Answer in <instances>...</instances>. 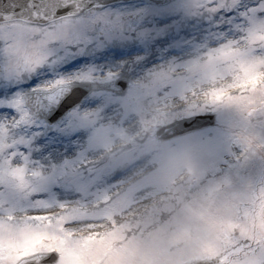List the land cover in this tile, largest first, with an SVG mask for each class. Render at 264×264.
Masks as SVG:
<instances>
[{"label": "rangeland", "instance_id": "1", "mask_svg": "<svg viewBox=\"0 0 264 264\" xmlns=\"http://www.w3.org/2000/svg\"><path fill=\"white\" fill-rule=\"evenodd\" d=\"M255 2L114 4L98 14L71 17L69 40L56 34L61 20L46 26L0 23V74L18 62L27 81L47 63L49 71L66 65L75 73V78L57 76L64 83L80 82L78 71L91 68L90 81L97 87L114 78L128 84L122 93L96 88L84 97L78 105L86 118L83 135L72 144L63 137L41 139L28 161L22 143L17 152L23 155H16L15 163L9 149L29 130L20 131L14 118L0 117L4 264H15L26 250L39 252L41 246L60 252L64 264H189L215 257L217 264H244L245 255L259 254L258 243L264 240V95L259 90L264 89V33H256L253 41L249 29L264 17L253 13L245 20L233 13L228 18L215 10ZM181 3L187 11L176 8ZM52 44L59 48L50 50ZM92 44V52L103 55L86 63L84 53ZM60 50L70 54L49 59ZM241 63L255 68V93L231 86ZM38 79L50 82L42 72ZM221 88L245 97L249 106L210 103L211 92ZM212 113L215 120L207 127L169 139L156 136L175 119ZM90 135L96 137L92 143ZM117 143L124 145L115 149ZM14 171L16 186L9 184ZM132 209L140 213H133L134 224L101 230L99 221L116 225L114 218ZM75 222L81 226H71Z\"/></svg>", "mask_w": 264, "mask_h": 264}, {"label": "snow or ice", "instance_id": "2", "mask_svg": "<svg viewBox=\"0 0 264 264\" xmlns=\"http://www.w3.org/2000/svg\"><path fill=\"white\" fill-rule=\"evenodd\" d=\"M216 0H213V7ZM34 9L39 11V6L32 5ZM73 7L68 0H52L51 3L45 4V16L51 14L58 17L63 23L57 25V35L64 40L71 39L68 33V27L72 24L71 17L73 13L70 9ZM188 5L178 4L177 9L187 11ZM217 12H225L228 18H232L233 13H237L240 19L248 20L251 14L259 17H264V0H257L247 7L236 5L231 9L216 8ZM166 11V10H161ZM264 33V22L259 24L252 22V27L249 29V39L255 41L257 39L256 33ZM146 36V34H145ZM79 37H77L78 39ZM144 38V36H142ZM46 40L41 41V44H46ZM8 54H12L11 49H6ZM66 51V55H68ZM61 60L64 58H60ZM211 63V61H210ZM24 67H28L27 62ZM111 75V74H110ZM255 68L251 64L241 63L239 66V75L236 77V82L231 86L234 88H244L246 91L252 89L255 93L257 88H253ZM23 73L20 71V65L10 64L3 69L0 74V117L14 118L19 125V130L28 129V132L18 139V142L11 146L9 153L12 154L13 163H15L16 155H23L18 153L17 149L22 143L29 152V155L23 156L25 161L30 159L33 145L40 142L41 139L47 140L48 137H63L70 144L76 142L84 133V126L86 118L80 115L78 105L79 99H72V89L70 87H63L64 78L56 77L55 80L42 84L40 80L33 77L30 80L23 81L21 78ZM76 79L81 82H87L92 79V69L89 68L87 72L77 73ZM14 81H16L14 83ZM24 82H29L28 86H24ZM54 85V86H53ZM261 95H264V89H259ZM237 103L241 107L247 108L249 100L245 97H236L231 95L227 89L221 88L213 90L210 94V103L218 104L222 102ZM30 102H34L35 107H30ZM27 113V116H25ZM38 128L42 131L32 132L31 129ZM39 138V139H38ZM95 136L90 135V143L94 142ZM42 150V149H37ZM20 169H17L19 171ZM13 180L9 181L12 186L15 185L16 171L12 173ZM50 181L53 177L48 178ZM19 186H23V179L21 177ZM12 247H16L15 242H10ZM260 252L257 254L253 252L252 256L245 255L244 264H264V240L258 243ZM47 252L46 255L42 253ZM2 253V249H0ZM27 250L22 254V259L26 261ZM31 254H41V260L49 261V264H64L61 259V254L58 251H47L43 246L40 247L39 252L35 249ZM0 264L4 261L0 260ZM11 264V260L8 262ZM16 264H21L20 259L16 260Z\"/></svg>", "mask_w": 264, "mask_h": 264}, {"label": "water", "instance_id": "3", "mask_svg": "<svg viewBox=\"0 0 264 264\" xmlns=\"http://www.w3.org/2000/svg\"><path fill=\"white\" fill-rule=\"evenodd\" d=\"M130 0H98V7L102 5H108L116 2H124ZM157 3H165L169 0H151ZM52 0H0V22L10 21V20H24L27 22L38 23L41 20L51 22L59 19L51 14L45 16L44 5L51 3ZM72 2V0H68ZM32 5L39 6V11L34 9ZM63 87H70L72 91V99H79L81 101L86 95H88L92 90L96 88V85L90 82H74L71 84H63ZM104 88L114 90L116 92H123L127 83L125 79L119 78L115 79L107 84L103 85ZM31 107H35L34 102H30ZM214 119L213 115H203L195 116L191 118H186L174 122L168 126H165L157 131V136L159 138H169L177 135L181 132H186L188 130L196 129L205 125L212 123ZM46 255L47 253H42ZM21 264H49L47 260H41V254H34L27 256L26 261L21 259ZM196 264H208L204 262H198Z\"/></svg>", "mask_w": 264, "mask_h": 264}, {"label": "clouds", "instance_id": "4", "mask_svg": "<svg viewBox=\"0 0 264 264\" xmlns=\"http://www.w3.org/2000/svg\"><path fill=\"white\" fill-rule=\"evenodd\" d=\"M70 4L73 5V7L70 9V11L73 13V18L77 17H87L89 15H94L101 13L103 10L107 8V5H102L98 7V0H72ZM41 26H46L47 21L41 20L38 22ZM39 38V37H38ZM51 49H58L59 46L56 44H52L49 46ZM76 49V53L79 54L81 51V48L79 45L74 46ZM95 47L94 44L89 45L87 51L84 53L85 62L91 61L94 56L97 59H100L103 55V53H93L92 49ZM62 55H66V52L64 50L56 51L55 54L50 57L49 59L52 61L59 60ZM70 58V57H69ZM44 73V78L47 81H53L57 76H64L68 78H75V73L69 72L66 65H60L57 67L54 71H49L47 63L44 65H41V67L37 70V78H39V73ZM54 86V85H53ZM185 133L181 132L179 135H183ZM133 213H135L137 216L140 215L136 211V209L132 210H126L124 215H118L114 219L116 220V225H113L111 221H108L106 219H102L99 221V223L103 224L104 227L101 230H111L114 227L119 226L120 224L124 223H135V220L133 218ZM73 227H80L81 222H75ZM85 228L87 230L86 222H85Z\"/></svg>", "mask_w": 264, "mask_h": 264}, {"label": "bare ground", "instance_id": "5", "mask_svg": "<svg viewBox=\"0 0 264 264\" xmlns=\"http://www.w3.org/2000/svg\"><path fill=\"white\" fill-rule=\"evenodd\" d=\"M114 49H115L116 51L119 50L118 46H115ZM98 154H99V153H98ZM96 155H97V154H96ZM98 156H99V155H98ZM98 156H97V157H98ZM54 210H55V209H50L49 211H54ZM47 211H48V210H47Z\"/></svg>", "mask_w": 264, "mask_h": 264}]
</instances>
